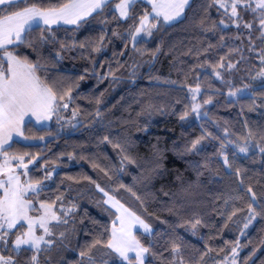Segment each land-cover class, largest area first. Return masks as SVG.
I'll list each match as a JSON object with an SVG mask.
<instances>
[{
  "label": "trees",
  "instance_id": "1",
  "mask_svg": "<svg viewBox=\"0 0 264 264\" xmlns=\"http://www.w3.org/2000/svg\"><path fill=\"white\" fill-rule=\"evenodd\" d=\"M66 2L28 0V5L53 8ZM210 4L211 0H191L181 19L153 29L148 39L139 40L133 48L129 46V34L144 11H151V6L141 1L133 6L126 20H120L118 14L113 19L108 11L94 14L78 28L76 25L53 26L55 39L44 33L48 36L46 43L39 41L41 32L37 28L28 35L37 50L27 45L16 49L21 58L26 56L32 63L39 61L37 76L53 86L58 96L71 89L69 113L77 114L78 124L69 133L61 132L55 122L58 117L49 127L27 122L23 126L26 138L47 140L43 144L13 140L8 148L11 154L23 155L26 161L36 159L29 177L45 183L38 196L40 201L53 202L57 196H62L56 204L65 202L76 208L74 223L78 231L70 236V243L63 251H56L54 246L41 252L40 264H75L80 259V250L105 228L108 230L105 237L110 235L116 214L104 207L99 192L89 193V185L102 179L109 184L110 194L150 220L153 233L138 232L137 236L145 246H151L153 252L162 253L165 264L170 258L165 248L174 234L183 238L186 260L199 261L201 253H207L201 264L215 263L239 241V264H264V217L257 216L239 238L251 202L248 187L255 192L257 205L264 202V153L255 148L245 156H238L230 150V169L224 167L217 154L220 143L224 142L225 129L243 141L248 139L253 145L264 146L261 139L264 90L257 86L248 97L229 100L226 87L211 74V69L197 67L205 60L216 63L225 57V64L238 65L233 74L227 73L232 81L224 76L227 82L235 85L237 79L241 80L240 76L244 82L248 75L244 72L247 63H243L245 60L238 63L240 59L235 54L241 47L239 42L243 43L242 49L249 48L247 37L235 39V30L222 28L220 16ZM213 22L217 28L205 31ZM221 36L225 37L224 41ZM255 42L261 46V41ZM81 43L85 45L83 48ZM96 47L100 51H94ZM256 60V57L252 59L254 64ZM205 72L207 76L203 75ZM197 81L202 90L199 102L203 103L209 96L213 101L208 109L209 118L201 124L191 119V115L185 121L179 119L186 108L190 110L188 88ZM249 131L253 133L251 137ZM106 136L114 142L130 140L131 155L141 166L125 163V172L116 171L121 166V155L105 141ZM201 136L205 137L203 141L215 137L216 142L205 144L201 155L181 157L177 154ZM153 145L167 149L165 171L159 175L149 171ZM205 159L210 161L209 168H201L203 175L199 177L185 162L203 164ZM49 172L50 179L47 178ZM148 175L152 178L145 180L143 177ZM119 183L131 187L136 195L119 188ZM82 185L86 186L87 193L81 190ZM233 210L236 215L229 219ZM195 219H200L201 225L193 235L185 221ZM31 255L29 251L19 256V264H30ZM147 260L160 264V260L151 255Z\"/></svg>",
  "mask_w": 264,
  "mask_h": 264
},
{
  "label": "snow or ice",
  "instance_id": "2",
  "mask_svg": "<svg viewBox=\"0 0 264 264\" xmlns=\"http://www.w3.org/2000/svg\"><path fill=\"white\" fill-rule=\"evenodd\" d=\"M151 6V11L147 9L143 15L139 17V22L135 26L134 31L130 32V39L133 47L139 42L138 37L141 34L151 36L152 30L163 27V25H170L183 17L186 7L189 5V0H145ZM138 3V0H67L58 7L42 8L36 4L28 5V0H0V154L4 156V160L0 163V264H19L18 257L26 252H31L30 264H40L39 254L47 252L53 241L48 239L54 235L53 227H50L54 221L56 224H67V217L75 210V206L64 209L61 208V215L55 211L56 201H61L62 196H57L56 201L44 202L39 201L37 197L43 190L40 180H21V174L17 171L18 168L25 169L24 176L28 175V164L34 161L29 160L25 162L24 156L11 154L8 150L10 148V141L13 135L22 136V125L24 117L31 114L36 118L37 122L42 119H50L52 115H58V108L61 106L57 103L62 101V107L68 108L71 101V89L58 96L56 89L42 81L37 76L39 61L32 63L25 56L21 58L16 49L20 45H27L37 50L33 42L28 40L30 32L39 28L41 35L39 41L42 43L48 42V36L55 39L53 35V25L66 24L76 25L77 28L82 26V22L87 21L88 17L94 14L99 15L102 12L108 11L112 14L113 19H116L118 14L119 19L126 20L132 14L133 6ZM114 5V11L112 6ZM209 7H215L220 16L219 24L227 29L230 26L238 30V34L234 36L235 39H240L244 34L241 29L247 30L249 37L254 32L259 33L256 39L261 41V47L257 55L259 56L260 67L256 72L253 80H259L260 88L264 90V0H211ZM245 14L251 16V19H245ZM162 18L163 24L160 23ZM217 28L213 22L211 28H206L205 31H212ZM48 33V36L44 35ZM116 35V33H113ZM221 41L225 37L221 36ZM249 44L253 45L248 48L249 52L254 51V44L249 39ZM15 46V47H12ZM63 46V45H62ZM83 43L80 47H84ZM223 46V44L221 45ZM212 47V45H209ZM100 51L99 47L93 49ZM160 49L157 48L156 52ZM60 53H57V57ZM155 59V52L153 53ZM225 57H221L219 62L209 63L205 60L198 64L197 67L211 69V74L216 79L224 81L222 73L219 69L227 68L231 70L236 67L235 64L228 62L224 63ZM207 76V73H203ZM80 79H84L81 77ZM171 83H176L172 81ZM230 83V82H227ZM250 85H245V89H249ZM245 89H236L229 91L228 96L235 98L237 93H243ZM255 91V89H252ZM189 92L193 103L190 110H186L180 114L181 121L187 120L190 114H195L197 119L201 116V108L205 104H212V98L209 96L203 100V103L197 102V97L201 93V84L199 81L195 86H189ZM252 93L249 92V95ZM67 98V99H66ZM99 103V101H97ZM256 103L255 100L252 101ZM75 115V113H74ZM203 115H207L205 111ZM227 129H225V136H227ZM208 135H211L210 133ZM253 133L249 131L251 137ZM204 136L192 141L190 145H186L183 151L177 154L181 157L194 154H202L201 141ZM215 139V137H212ZM106 142L112 144L114 149H117L121 155V166L118 172H125V163L132 164L137 167V159L131 155L132 142L128 139L122 141H112L109 137L104 138ZM264 139V134L261 135ZM232 143V141H229ZM8 146V147H6ZM176 147V146H174ZM225 144H221L218 150V155L223 158L224 167L231 168V163L225 153ZM250 147V142L245 139L243 144L236 145L240 153H247ZM260 151L264 153V146L257 145ZM167 149H161L158 145H153V153L150 161L149 171L152 174H162L165 171L164 153ZM13 161L17 163L13 165ZM190 167L197 171V175L202 176L201 168L208 169L210 161L205 159L201 164L197 161H185ZM105 175H109L107 171ZM240 176L239 170L236 173ZM51 173L47 174L50 178ZM145 180H150L151 175L144 176ZM85 179H88L85 177ZM109 179H113L109 176ZM92 182V181H90ZM241 185L243 180L241 179ZM119 188L131 192L134 196L135 192L131 187L123 183H119ZM97 191L102 192L106 199L103 203L114 208L118 215L113 221L111 233L105 237L107 228L103 233H100L93 241L87 243L79 252L80 259L75 264H151L147 260L149 255L155 259L160 260V264H165V258L162 253H155L151 246H145L137 235L133 234V228L139 226L146 234H152L153 229L150 224L146 223L134 211L125 207L121 201L114 195L110 194L101 185L96 184ZM251 193V202L248 204L249 215L246 218L247 222L244 227L247 228L257 216L264 217V202L256 204V194L251 187L247 189ZM34 194V195H30ZM139 199V197H137ZM39 203V208L36 204ZM227 203V201H225ZM35 212L36 215L31 213ZM236 215V210H233L231 216ZM119 222L117 226L116 222ZM185 224L191 228L192 234H196L197 226L201 225L200 219L185 221ZM183 227L184 225H180ZM38 229L40 230L38 234ZM64 232L60 233L63 237ZM14 237V239H13ZM186 247L183 238L179 234H174V239L171 240L169 246L165 248L170 252V258L167 259V264H201L207 253H201L199 261L194 259L186 260L184 257V248ZM205 247H208L205 245ZM239 241L236 246L231 248V264H236L239 256L238 248H240ZM104 251H101V250ZM208 251H212L208 247ZM217 264H229V257L225 255L223 261Z\"/></svg>",
  "mask_w": 264,
  "mask_h": 264
},
{
  "label": "rangeland",
  "instance_id": "3",
  "mask_svg": "<svg viewBox=\"0 0 264 264\" xmlns=\"http://www.w3.org/2000/svg\"><path fill=\"white\" fill-rule=\"evenodd\" d=\"M140 1H144L145 2V0H140ZM190 1L191 0H189V3H190ZM118 18H119V16H118ZM245 19H251V16L248 15V14H245ZM61 26H64V25H61ZM229 28H231L232 30H235L236 31V34H238V30L235 27H231L230 26ZM240 31H242L244 33L241 36V39H245L244 37H247L248 44H249V39H251L253 41V44H254L255 47H254V51L249 52L248 51V47H247V49H242V44L243 43L240 44V42H239V45H241V47H239L238 50L235 53V54L238 55V59H240L238 61V63H241L240 62L241 60H243V61L245 60L243 63H247L246 70H245L244 66H241V68H244V72L246 71V73L248 74V75L245 76V81L244 82L241 81L242 80V76H240V79L241 80H239V79L236 80V84L235 85L233 83H231V84L230 83H227V81H226L227 78L224 77L226 75L228 77V79H230L229 78V75H227V73L233 74V72L238 68V65L237 64L233 63V64L236 65V67L233 68V69H231V70H228L227 68L220 69V71L222 73V76H223L225 82H222L221 80H219V81H221L224 84V86L226 87V89H227V97H228L229 100H232V101H236L238 99L248 97L249 96V92L252 93V89H254L257 86H260V83H261L259 80H253L252 79V77L255 76L256 72L259 70V67H260L259 56L257 55V53L259 52L261 46H258V44L255 42V41H257L256 35H257L258 31L257 32H254L251 37L248 36L247 30L241 29ZM258 35H259V33H258ZM149 37L150 36H145V35L141 34V36L138 37L137 39L139 41V40H142V39H148ZM129 46H130V48H133V43H132L131 39L129 40ZM252 46L253 45H250L249 44V47H252ZM245 53L247 54L246 55L247 57L248 56H250V57L247 58L246 56H244L243 54H245ZM252 55H255V57L257 58L256 64H254L253 61H252V59L255 60V57H252ZM245 85H250L251 87L249 89H245ZM236 89H245V91L243 93H237V96L235 98L229 97L228 96L229 91H234ZM201 92H202V90H201ZM188 94H189V101H190V107H191V104L193 103V101L191 99V94L189 92V88H188ZM197 102H199V96L197 97ZM57 103L61 105L58 108V110H57L58 111V115H52L50 119H42L41 121L37 122L36 118L33 117L31 114H29V115H27V116L24 117V123L21 126L22 127V131H23L24 124L27 123V122H32L37 127H49L51 125V123L53 122L54 118H57L58 117L57 120L55 119V122L57 124H59V126L61 127V132H65V133L71 132L73 130V128L78 124L77 123V114H76V112L69 113V110H70L69 107L66 108V109L63 108L62 107V103L63 102L60 103L59 101H57ZM212 104H210V105L209 104L203 105V107L201 108V116H200L199 119H197V117H196V115L194 113L193 114H190L191 115L190 116L191 119H194L199 124H201V121L202 120H205V119H208L209 118L208 109L211 108ZM205 111L207 112V115L206 116L203 115V113ZM67 112L69 114H67ZM74 113H75V115H74ZM227 133H228L227 136H225V130H224L223 131V134H222V137H225L223 144L226 145V147H225V153L227 154L228 158H229V155H230V154H228L230 150H233L235 152V154L238 155V156H245L252 149L259 148L256 145H253L251 141H249L250 142V147H249L248 152L246 154L245 153H240L238 151V149L236 148V145L243 144L245 140L243 141L242 139H239L240 137L237 138L236 136L232 135V133H230L228 130H227ZM13 140L21 141V142H24L26 144H43L47 140V138L29 139V138H26L24 135H22V136L13 135V138H12V140L9 143H11ZM229 141H232V143H229ZM210 142H216L215 139L212 138V136L210 138L204 140V141L202 140L201 141L202 148H203V146L205 144H208ZM220 144H222V143H220ZM221 159L223 161V158L222 157H221ZM3 160H4V156L2 154H0V163H2ZM24 160H25V158H24ZM32 161H34V162L28 164V169H27L28 175L27 176H24L23 175V173L25 172V169H23V168H18L17 169V171L21 174V180H30L29 171L36 164V159H32ZM25 162H27V161L25 160ZM12 163L15 166V164L17 162L16 161H13ZM223 164H224V161H223ZM51 176H52V174H51ZM96 184L101 185V187L105 188L109 192V184H107V182L102 179V180L97 181L94 184H90L89 185V187H90L89 188V193H91L92 191L93 192L94 191H97ZM44 186H45V183H42V185H41L42 189L44 188ZM81 187H83L81 190H83V192L87 193V190L85 189L86 186L85 185H82ZM97 192H99V191H97ZM99 193H100V196L102 197V202H103V200L106 199V197L103 196V193L102 192H99ZM0 195H2V192H0ZM30 195H34V194H30ZM112 195H114V194H112ZM37 199L40 201V199L38 197H37ZM121 203H122V201H121ZM72 206L73 205H70L69 203L60 202V203L55 204V211L57 212L58 215H61V208L67 209V208H70ZM104 207L107 208L108 210L112 211V212H115V214H116L115 215V218H116V216L118 215V213L116 212V210L114 208H112V207H110L109 205H106V204H104ZM125 207H127V206L125 205ZM36 208H39V203L36 204ZM130 210L134 211L136 214H138L139 216H141V218L144 219L146 223L150 224L151 227H152V229H153V225H152V223L150 222V220L147 217H145L142 213L137 212L136 210H133V209H130ZM75 212H76V208L67 217H63L62 216V219H67L68 220V223L67 224H64V223L56 224L54 221L52 222V224L50 225V227H53V229H54V235L48 238V239H51L53 241L52 245L49 248L56 246L57 248H54L56 251H60V250L63 251V249L69 245V243H70L69 242L70 236L72 234H74V232L78 231V227L74 223V213ZM31 214L32 215H36L35 212H33ZM248 215H249V213L246 214L245 217H244V221H243L242 226H241V233H240L239 238L243 236V233H245V231H247L252 226V224L254 222V220H253L252 223L247 228L244 227V224L247 222L246 218L248 217ZM115 218H114V220H115ZM116 223H117V226H119V222L117 221ZM39 232H40V230L38 229V234H39ZM61 232H64V234H65L63 237L60 236V233ZM138 232H140L142 234H146V233L143 232V229L139 228V226L137 225V226H135L133 228V234L134 235H137ZM13 239H14V237H13ZM235 246H236V244H234L232 247H235ZM237 250L239 252V256L237 257L236 264H239V257H240L241 247L238 248ZM101 251H104V250L102 249ZM226 255H228V257H229V264H231V249H230L229 253L226 254ZM224 257L225 256L221 257L220 260H217L215 263H212V264H217V262L223 261Z\"/></svg>",
  "mask_w": 264,
  "mask_h": 264
},
{
  "label": "crops",
  "instance_id": "4",
  "mask_svg": "<svg viewBox=\"0 0 264 264\" xmlns=\"http://www.w3.org/2000/svg\"><path fill=\"white\" fill-rule=\"evenodd\" d=\"M140 1V0H139ZM141 2H144V1H141ZM162 20V19H161ZM61 25H64V26H73V25H66V24H59V25H53V26H61ZM52 26V27H53Z\"/></svg>",
  "mask_w": 264,
  "mask_h": 264
}]
</instances>
